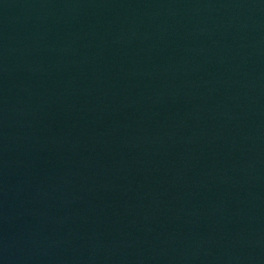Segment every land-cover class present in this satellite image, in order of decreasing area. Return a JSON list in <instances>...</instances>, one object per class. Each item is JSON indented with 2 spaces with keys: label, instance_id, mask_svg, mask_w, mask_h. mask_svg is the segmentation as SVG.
Masks as SVG:
<instances>
[{
  "label": "water",
  "instance_id": "1",
  "mask_svg": "<svg viewBox=\"0 0 264 264\" xmlns=\"http://www.w3.org/2000/svg\"><path fill=\"white\" fill-rule=\"evenodd\" d=\"M0 161L88 264H264V0H0Z\"/></svg>",
  "mask_w": 264,
  "mask_h": 264
}]
</instances>
